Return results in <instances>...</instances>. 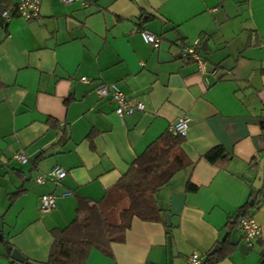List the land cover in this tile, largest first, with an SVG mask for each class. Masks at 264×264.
Segmentation results:
<instances>
[{"label": "crops", "instance_id": "crops-1", "mask_svg": "<svg viewBox=\"0 0 264 264\" xmlns=\"http://www.w3.org/2000/svg\"><path fill=\"white\" fill-rule=\"evenodd\" d=\"M87 1L41 0L37 18L0 16V264H50L52 230L72 221L77 199L100 200L181 115L190 117L186 163L155 192L157 218L133 217L122 240L90 249L83 264H188L193 251L213 255L205 264H264L262 244L241 252L228 226L245 204L264 228L253 188L264 158V0ZM194 43L206 74L183 55ZM100 81L145 109L120 117L97 95ZM215 146L225 154L211 162ZM54 165L66 175L34 181ZM43 193L55 195L53 208H39Z\"/></svg>", "mask_w": 264, "mask_h": 264}, {"label": "trees", "instance_id": "trees-1", "mask_svg": "<svg viewBox=\"0 0 264 264\" xmlns=\"http://www.w3.org/2000/svg\"><path fill=\"white\" fill-rule=\"evenodd\" d=\"M3 10L15 14L14 5H10L9 0H0V16ZM182 138L168 129L134 159L100 200L89 202L79 197L72 221L62 229L52 230L48 263L83 264L90 249L97 248L107 253L112 241L122 240L133 217L156 219L158 208L155 192L186 163L180 145ZM224 154L222 147L215 146L205 157L216 162ZM187 188L195 189V185L188 182ZM241 215H247L245 204L238 208L228 226L236 227ZM7 250L10 255L12 247ZM212 260L213 255L207 254L201 264ZM261 262L264 263V250L261 252Z\"/></svg>", "mask_w": 264, "mask_h": 264}, {"label": "built area", "instance_id": "built-area-1", "mask_svg": "<svg viewBox=\"0 0 264 264\" xmlns=\"http://www.w3.org/2000/svg\"><path fill=\"white\" fill-rule=\"evenodd\" d=\"M64 3H69L72 1H79L83 5H87V0H61ZM41 0H17L14 5V12L17 15L24 17L25 19L37 18L39 16ZM13 14L8 10H3L1 16L8 19ZM142 38L146 43H149L153 47H157L160 42V37L148 30L138 29ZM194 45L187 46L184 48L183 55L194 60L197 64L198 70L202 74H206L205 70V60L197 52ZM217 69L214 67L210 70V74L215 75ZM206 82H208V77H205ZM82 82H88L86 77H80ZM96 93L101 98H110L115 102V112L120 117L124 115L132 114L136 111H142L145 109V104L142 100L138 98L128 97L119 88L116 82H106L100 81L95 86ZM190 117L187 115H181L175 120L169 123L168 129L173 134H179L184 136L186 129L189 125ZM14 158L21 162H28V156L23 151L16 152ZM66 175V169L60 165H54L49 170L43 173H37L34 176V181L36 183H44L46 181H58ZM39 208L40 209H50L55 206V195L51 193H43L39 196ZM241 233L242 241L245 242L249 247L252 246L254 241H259L264 247V228L258 223V221L252 215H241L237 219V226ZM188 264H201L202 256L193 251L188 256Z\"/></svg>", "mask_w": 264, "mask_h": 264}, {"label": "water", "instance_id": "water-1", "mask_svg": "<svg viewBox=\"0 0 264 264\" xmlns=\"http://www.w3.org/2000/svg\"><path fill=\"white\" fill-rule=\"evenodd\" d=\"M251 180V179H248ZM253 188L256 190H260L261 189V196L264 197V158H261L257 165L256 168L254 169V179H253ZM254 201V198H250L249 199V203H252ZM259 201V199H255V203H257ZM169 219V217H168ZM227 235V232H225L222 236V240L225 239ZM241 239V234L238 228H235L231 231L230 233V238H229V242L232 245H236L238 246V249L241 252H244L246 250H248L249 246L243 242L240 241ZM220 247V245H215L211 250L210 253H213L215 250H217ZM11 256L17 260V261H23L25 259L24 255H22L20 253V251L16 248L12 249L11 251Z\"/></svg>", "mask_w": 264, "mask_h": 264}]
</instances>
